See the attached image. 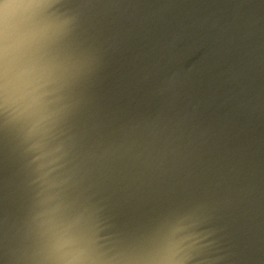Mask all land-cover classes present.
Returning <instances> with one entry per match:
<instances>
[{"label": "water", "instance_id": "95a60500", "mask_svg": "<svg viewBox=\"0 0 264 264\" xmlns=\"http://www.w3.org/2000/svg\"><path fill=\"white\" fill-rule=\"evenodd\" d=\"M73 43L98 67L71 120L67 197L108 246L138 240L167 208L204 206L223 264H264V0H64ZM0 141V264L30 244L37 188Z\"/></svg>", "mask_w": 264, "mask_h": 264}, {"label": "clouds", "instance_id": "9594fccd", "mask_svg": "<svg viewBox=\"0 0 264 264\" xmlns=\"http://www.w3.org/2000/svg\"><path fill=\"white\" fill-rule=\"evenodd\" d=\"M80 16L63 0H0V122L37 188L17 264H223L197 202L164 209L131 246L116 247L102 242L91 209L67 197L79 166L69 122L98 67L73 43Z\"/></svg>", "mask_w": 264, "mask_h": 264}, {"label": "snow or ice", "instance_id": "6c2138e0", "mask_svg": "<svg viewBox=\"0 0 264 264\" xmlns=\"http://www.w3.org/2000/svg\"><path fill=\"white\" fill-rule=\"evenodd\" d=\"M63 2H64V0H63ZM81 2L83 4H93V0H81ZM6 136H7V131L4 128L2 122H0V141H2ZM132 243H127V244L121 245L119 247L131 246ZM2 249H3V233H2V228H0V251H2ZM125 259L128 260L129 262H132V261H135L136 259H138V257H136L135 255H129V256L125 257Z\"/></svg>", "mask_w": 264, "mask_h": 264}]
</instances>
